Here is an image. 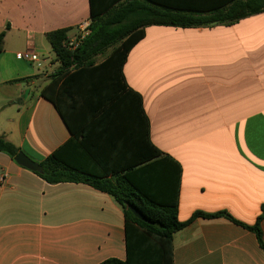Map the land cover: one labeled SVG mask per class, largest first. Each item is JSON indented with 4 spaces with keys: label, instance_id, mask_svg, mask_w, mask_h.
Listing matches in <instances>:
<instances>
[{
    "label": "crops",
    "instance_id": "crops-1",
    "mask_svg": "<svg viewBox=\"0 0 264 264\" xmlns=\"http://www.w3.org/2000/svg\"><path fill=\"white\" fill-rule=\"evenodd\" d=\"M161 1L207 9L229 0ZM90 10V0H0V33L9 26L0 52V134L36 163L74 138L43 95L61 65L45 35L70 28L76 37ZM26 51L44 67L17 58ZM123 76L118 96L98 113L78 115L85 147L76 145L71 164L97 177L122 173L152 154L148 132L179 165L181 222L227 212L253 227L263 216L264 240V13L233 25L150 26ZM4 172L0 264L127 260L124 211L112 196L85 183H48L0 153ZM173 264H264V251L228 217L197 218L174 234Z\"/></svg>",
    "mask_w": 264,
    "mask_h": 264
},
{
    "label": "trees",
    "instance_id": "trees-1",
    "mask_svg": "<svg viewBox=\"0 0 264 264\" xmlns=\"http://www.w3.org/2000/svg\"><path fill=\"white\" fill-rule=\"evenodd\" d=\"M90 5V34L77 50L70 51L64 46V41L69 39L70 28L45 35L61 65L53 76L55 81L43 91V95L56 106L74 138L40 163L43 172L35 173L51 184H88L112 196L123 208L127 260L108 259L100 264H173L174 234L197 218L228 217L252 231L264 251L260 227L263 216L258 218L253 227L234 220L227 212H196L187 222L178 219L179 165L170 157H164L152 145L148 132L147 144L153 150L152 154L148 159L144 157L135 165L123 169L122 173L106 172L97 177L75 168L70 160L77 153L76 145L82 149L85 147L81 139L82 132L76 133L79 127L76 124L81 123L75 122L83 120L78 115L98 113L99 108L127 87L123 66L131 49L145 37L146 28L233 25L264 13V0H229L207 9L161 0H90ZM8 29L9 26L0 33V52ZM108 50L111 53L106 55ZM100 56L105 58L97 64ZM106 83L111 88L107 89ZM64 95L67 100L63 98ZM20 152L18 147L0 134V153L15 159ZM110 174L112 178L107 179ZM129 205L136 207L148 222L136 218L129 210Z\"/></svg>",
    "mask_w": 264,
    "mask_h": 264
},
{
    "label": "built area",
    "instance_id": "built-area-1",
    "mask_svg": "<svg viewBox=\"0 0 264 264\" xmlns=\"http://www.w3.org/2000/svg\"><path fill=\"white\" fill-rule=\"evenodd\" d=\"M89 34H90V22H84L80 25L79 33L77 34V36L74 38H69L68 40L64 41V46L70 51H75L80 47L82 42ZM17 58L26 61L28 63H31L33 65H36L38 68L44 67V60L34 52L26 51V52L18 53ZM7 177L8 174L4 172L2 175H0V180L4 182Z\"/></svg>",
    "mask_w": 264,
    "mask_h": 264
},
{
    "label": "water",
    "instance_id": "water-1",
    "mask_svg": "<svg viewBox=\"0 0 264 264\" xmlns=\"http://www.w3.org/2000/svg\"><path fill=\"white\" fill-rule=\"evenodd\" d=\"M15 161L21 165L22 167L28 168L35 172H43V167L39 164L33 161L31 158H29L24 152H20L16 157ZM129 210L134 214L136 218H138L141 221L148 222L147 219L143 216V214L134 206L129 205Z\"/></svg>",
    "mask_w": 264,
    "mask_h": 264
},
{
    "label": "rangeland",
    "instance_id": "rangeland-1",
    "mask_svg": "<svg viewBox=\"0 0 264 264\" xmlns=\"http://www.w3.org/2000/svg\"><path fill=\"white\" fill-rule=\"evenodd\" d=\"M110 53H111V50H108L107 53H106V55H109ZM106 55H105V56H106ZM105 56H100V57H98V58H97V62H100V61L104 60Z\"/></svg>",
    "mask_w": 264,
    "mask_h": 264
}]
</instances>
